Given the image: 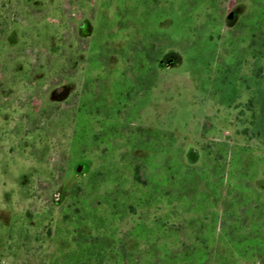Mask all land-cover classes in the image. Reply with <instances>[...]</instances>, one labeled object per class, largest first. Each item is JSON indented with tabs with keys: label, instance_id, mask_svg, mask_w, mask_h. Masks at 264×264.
<instances>
[{
	"label": "rangeland",
	"instance_id": "rangeland-1",
	"mask_svg": "<svg viewBox=\"0 0 264 264\" xmlns=\"http://www.w3.org/2000/svg\"><path fill=\"white\" fill-rule=\"evenodd\" d=\"M5 79L0 264H264V0H0Z\"/></svg>",
	"mask_w": 264,
	"mask_h": 264
},
{
	"label": "flooded vegetation",
	"instance_id": "flooded-vegetation-1",
	"mask_svg": "<svg viewBox=\"0 0 264 264\" xmlns=\"http://www.w3.org/2000/svg\"><path fill=\"white\" fill-rule=\"evenodd\" d=\"M168 65V64H167ZM167 65H165V66H167ZM164 65H162L161 63H160V67H165ZM12 67V66H11ZM11 67L9 66V65H4V72H8V70H11ZM14 67V66H13ZM17 70V72L18 73H20V77L21 78H25V76L28 74V73H30V72H32V70L30 71L29 69H27V66L26 67H21L19 70L16 68L14 71H16ZM30 71V72H29ZM29 75H27V78H30V77H28ZM6 80V79H5ZM8 80H6V81H4V82H1V85H0V87H2L3 89H2V92H3V94H8V93H6L5 91H4V87L6 86V85H9V87L11 86V84L12 83H10V81L9 82H7ZM9 89V88H8ZM62 88L61 87H59V88H57L54 92H53V95H52V100H54L56 97L59 99V97H60V93L62 92ZM8 92H9V90H8ZM89 165H90V162L88 161V160H80L79 161V163L77 164V167H76V170H77V173H86V172H88V169H89ZM83 170V172H81Z\"/></svg>",
	"mask_w": 264,
	"mask_h": 264
},
{
	"label": "water",
	"instance_id": "water-1",
	"mask_svg": "<svg viewBox=\"0 0 264 264\" xmlns=\"http://www.w3.org/2000/svg\"><path fill=\"white\" fill-rule=\"evenodd\" d=\"M178 60L179 59L176 54L168 53L161 62L164 64H169L170 66H174Z\"/></svg>",
	"mask_w": 264,
	"mask_h": 264
},
{
	"label": "trees",
	"instance_id": "trees-1",
	"mask_svg": "<svg viewBox=\"0 0 264 264\" xmlns=\"http://www.w3.org/2000/svg\"><path fill=\"white\" fill-rule=\"evenodd\" d=\"M252 104V103H251Z\"/></svg>",
	"mask_w": 264,
	"mask_h": 264
}]
</instances>
